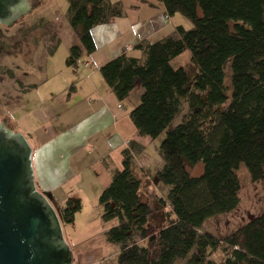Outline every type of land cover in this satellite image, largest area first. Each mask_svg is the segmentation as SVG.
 <instances>
[{
  "label": "trees",
  "instance_id": "16d2710c",
  "mask_svg": "<svg viewBox=\"0 0 264 264\" xmlns=\"http://www.w3.org/2000/svg\"><path fill=\"white\" fill-rule=\"evenodd\" d=\"M156 1L164 4L168 16L190 20L193 29L178 27L174 36L142 42L135 49L144 54L143 61L125 53L100 72L119 102L143 90L130 114L142 136L157 139L183 103L189 104V114L159 148L164 160L159 176L170 187L171 212L166 226L149 225L152 208L142 201V182L133 174V156L126 150L122 170L100 196L103 219L120 221L108 232V240L121 246L119 264H216L208 261V252L219 248L225 255L221 264H264V215L221 241L201 232L209 219L239 207L241 165L253 182L264 180V0ZM69 3L72 28H83V47H72L66 61L76 69L84 52L96 51L92 30L122 17L123 9L109 0ZM187 51L197 68L193 82L184 68L172 65ZM229 63L232 102L222 110L228 101ZM185 161L202 164L203 173L193 176ZM82 209L81 199L70 198L62 221L73 223ZM195 248L198 252L192 254Z\"/></svg>",
  "mask_w": 264,
  "mask_h": 264
},
{
  "label": "rangeland",
  "instance_id": "374dc122",
  "mask_svg": "<svg viewBox=\"0 0 264 264\" xmlns=\"http://www.w3.org/2000/svg\"><path fill=\"white\" fill-rule=\"evenodd\" d=\"M30 5L31 11L12 26L0 24V125L4 124L13 133L23 135L33 149L36 142L42 143L58 133L72 130L78 122L92 115L100 105V97L94 99L95 103L90 97L93 95L88 90L90 82L95 81H90L87 76V91L85 88L78 93L72 90L78 81V70L68 67L66 60L72 47H83L80 36L83 29L71 26L69 0H32ZM181 17L185 20L187 29L192 30L193 23ZM172 65L177 69L184 68L193 82L197 68L189 51L176 58ZM80 66L82 67V63ZM98 77L106 86L101 73ZM225 86L228 101L221 107L222 110H226L232 102L231 63L226 67ZM142 94L143 90H136L130 98L118 102L124 117L119 124L128 123L125 135H133V131L137 130L130 113L140 103ZM202 95L206 99V93ZM189 112V104L184 102L180 114L157 139L142 136L137 130L135 141L138 148L134 152L132 171L142 180L141 198L146 199L152 208L149 225L155 227H162L163 222L168 219L167 213L171 212L168 201L170 187L159 176L164 167L159 148L167 133L180 125ZM124 150L125 148L119 152L121 157L124 156ZM98 152L93 154L91 146L77 154L95 176L97 172L93 168L101 160L96 156L104 151ZM118 160L119 158L112 157L105 163L112 162L114 165ZM103 164L104 161H101L97 167ZM185 164L193 176H200L204 171L202 164L193 166L187 161ZM119 169H122V165ZM238 176L242 186L239 207L231 213L209 219L201 229L202 233L220 241L264 215V180L253 182L244 164L238 170ZM84 183L79 185L75 182L65 187V199L60 200L59 204L55 203L52 194L38 191L47 197L61 219L64 238L73 252L72 264H119L121 246L109 242L108 232L118 226L120 221L104 220L100 204V196L107 187L103 184ZM69 197L81 199L83 209L73 223H64L61 212ZM197 252L198 249L195 248L192 254ZM208 254V261L216 264L225 260L221 248L209 251ZM176 264L188 262L179 260Z\"/></svg>",
  "mask_w": 264,
  "mask_h": 264
},
{
  "label": "crops",
  "instance_id": "0c3cea01",
  "mask_svg": "<svg viewBox=\"0 0 264 264\" xmlns=\"http://www.w3.org/2000/svg\"><path fill=\"white\" fill-rule=\"evenodd\" d=\"M109 1L122 6L123 16L92 30L96 51L90 55L84 52L79 61V67L76 68L78 81L72 89L76 93L83 88L87 91L89 84L85 83V77H89L90 81H95L90 82L91 86L88 90L93 93L90 97L93 100L100 97L99 107L88 118L78 122L72 130L58 133L42 143L36 142L33 148V167L37 189L48 195L52 194L56 204L65 199L63 193L65 187L75 182L79 185L85 182L84 184H103L109 187L116 172L122 170L119 167L122 165L123 168L124 156L121 157L119 152L125 148L124 151L130 150L134 157V152L138 148L135 141L137 130L133 131V135H125L128 123L119 124L124 119L119 108L121 104H118L119 101L113 91L108 89L110 87L105 86L102 79L98 77L101 68L125 53L143 61L145 56L140 50L135 49L136 46L145 41L155 43L174 36L178 27L188 30L182 15L168 16L164 4L160 1ZM129 48L131 50H128ZM97 136L100 138H96ZM91 146L93 154L96 151H99L98 154L104 151L96 156L101 159L93 168L97 172L96 176L84 164L83 158L79 159L77 156L79 152H84ZM112 157L119 158L117 163L114 165L112 162L105 163ZM101 161H104V164L97 167ZM142 201L149 204L146 199L142 198ZM174 220L175 216H172V221ZM167 224L168 220L163 222L162 227Z\"/></svg>",
  "mask_w": 264,
  "mask_h": 264
},
{
  "label": "water",
  "instance_id": "95a60500",
  "mask_svg": "<svg viewBox=\"0 0 264 264\" xmlns=\"http://www.w3.org/2000/svg\"><path fill=\"white\" fill-rule=\"evenodd\" d=\"M31 11L27 0H0V23ZM59 215L35 182L33 149L0 125V264H72Z\"/></svg>",
  "mask_w": 264,
  "mask_h": 264
},
{
  "label": "flooded vegetation",
  "instance_id": "af4514ba",
  "mask_svg": "<svg viewBox=\"0 0 264 264\" xmlns=\"http://www.w3.org/2000/svg\"><path fill=\"white\" fill-rule=\"evenodd\" d=\"M28 1V3L30 4V3H32V0H27ZM30 8H31V5H30ZM25 16V15H24ZM23 17V16H22ZM20 19V18H19ZM18 19V20H19ZM17 21V20H16ZM15 21V22H16ZM15 22H13L11 25H8V26H12ZM0 24H5V23H0ZM5 25H7V24H5ZM79 28H82L81 26L79 27ZM78 29V28H77ZM83 29V28H82ZM83 33V32H82Z\"/></svg>",
  "mask_w": 264,
  "mask_h": 264
},
{
  "label": "built area",
  "instance_id": "2783aa9c",
  "mask_svg": "<svg viewBox=\"0 0 264 264\" xmlns=\"http://www.w3.org/2000/svg\"><path fill=\"white\" fill-rule=\"evenodd\" d=\"M128 50H131V48H129Z\"/></svg>",
  "mask_w": 264,
  "mask_h": 264
}]
</instances>
